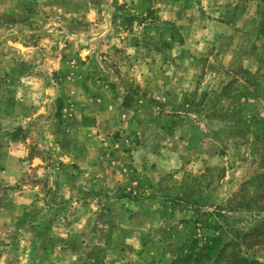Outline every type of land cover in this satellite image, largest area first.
<instances>
[{
    "label": "rangeland",
    "instance_id": "374dc122",
    "mask_svg": "<svg viewBox=\"0 0 264 264\" xmlns=\"http://www.w3.org/2000/svg\"><path fill=\"white\" fill-rule=\"evenodd\" d=\"M175 1L0 0L5 264H264V0Z\"/></svg>",
    "mask_w": 264,
    "mask_h": 264
},
{
    "label": "trees",
    "instance_id": "16d2710c",
    "mask_svg": "<svg viewBox=\"0 0 264 264\" xmlns=\"http://www.w3.org/2000/svg\"><path fill=\"white\" fill-rule=\"evenodd\" d=\"M259 38L262 40V48L264 49V15H263V20L262 24L259 30ZM264 51V50H263ZM257 146L259 145V148L263 151L264 150V129L262 130L261 134L258 136L257 139ZM258 151V150H257ZM263 163H264V156H263ZM225 209L220 207L216 208L214 216L217 217L216 220L213 222L212 228L216 232V235L213 237H208L205 239V245H203L206 248V250H210L211 253L207 254L209 258H213V262L215 261H220L222 258V255L224 254L225 248L231 246V245H238L240 244V241L242 243L251 245L253 243H260L259 241H254L255 239H259V237L264 236V216L259 217V223L256 224L249 232L247 233H241L239 230H237V227L234 226V223L231 224L229 222L228 218L224 215ZM232 233L233 236L239 241L237 243H234L233 240L230 241H225L224 242V237L227 234ZM192 245L194 246H199V240L195 239L192 242ZM220 249V250H219ZM197 255L195 256L194 260L200 261L203 259V255L200 253H196ZM186 259H181L176 261L177 262H184ZM241 261H245L246 264H249L247 260L241 259ZM256 263V262H251ZM200 264V263H198Z\"/></svg>",
    "mask_w": 264,
    "mask_h": 264
},
{
    "label": "crops",
    "instance_id": "0c3cea01",
    "mask_svg": "<svg viewBox=\"0 0 264 264\" xmlns=\"http://www.w3.org/2000/svg\"><path fill=\"white\" fill-rule=\"evenodd\" d=\"M195 2H191V0H176L175 2H171L166 4V6H163V9L160 13V17L166 21H173L178 18L184 17V12H189V11H195ZM176 11H180V13H177ZM105 15V13H104ZM108 17V15H106ZM106 23H107V18H106ZM111 26H108L107 24L103 26V31H102V48H105L108 46V44H113L116 43V41H120L119 37L120 35L117 34L115 31L114 34L113 32L110 31ZM117 45V44H116ZM103 59V58H102ZM104 59L106 57L104 56ZM144 64H147V60H144ZM106 89L111 90L109 88V85H104ZM82 232L83 230L80 229ZM27 263V262H26ZM62 263V262H61ZM0 264H5L4 259L0 258ZM27 264H50V262H46L44 259H38V261L33 260V262H28ZM74 264V263H73ZM88 264H96L94 262L88 263Z\"/></svg>",
    "mask_w": 264,
    "mask_h": 264
}]
</instances>
